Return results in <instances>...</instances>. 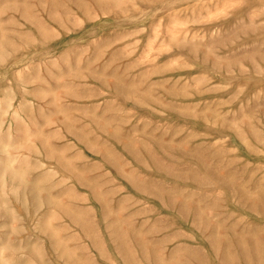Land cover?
Masks as SVG:
<instances>
[{"label":"rangeland","instance_id":"1","mask_svg":"<svg viewBox=\"0 0 264 264\" xmlns=\"http://www.w3.org/2000/svg\"><path fill=\"white\" fill-rule=\"evenodd\" d=\"M0 264H264V0H0Z\"/></svg>","mask_w":264,"mask_h":264}]
</instances>
